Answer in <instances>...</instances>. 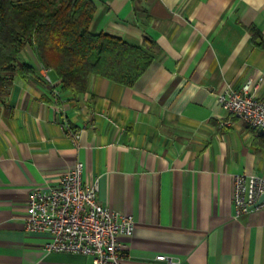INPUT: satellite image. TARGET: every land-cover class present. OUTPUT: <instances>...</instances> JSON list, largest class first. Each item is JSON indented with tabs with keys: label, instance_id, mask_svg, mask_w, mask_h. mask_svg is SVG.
Here are the masks:
<instances>
[{
	"label": "crops",
	"instance_id": "1",
	"mask_svg": "<svg viewBox=\"0 0 264 264\" xmlns=\"http://www.w3.org/2000/svg\"><path fill=\"white\" fill-rule=\"evenodd\" d=\"M92 1L91 32L153 59L131 86L91 74L75 93L21 50L35 74L16 73L0 108V264H91L24 227L28 193L78 159L85 182L98 179V201L135 219L121 237L126 264H165L161 253L176 264H264V207L235 216L231 198L236 174L264 178V130L238 118L223 126L216 101L249 76L264 97V0Z\"/></svg>",
	"mask_w": 264,
	"mask_h": 264
},
{
	"label": "built area",
	"instance_id": "2",
	"mask_svg": "<svg viewBox=\"0 0 264 264\" xmlns=\"http://www.w3.org/2000/svg\"><path fill=\"white\" fill-rule=\"evenodd\" d=\"M44 76L50 81L47 73ZM259 85L255 77L249 76L239 89L227 84L217 93L216 101L227 114L223 126L238 118L250 128L264 130V97L258 94ZM52 91L56 93L55 88ZM62 127L76 145L77 131L66 122ZM83 170L84 162L78 159L55 184L34 187L27 196L24 227L29 231H48L52 236L46 244L48 250L86 254L91 257V264H126L121 237L133 232L135 219L132 214L101 204L97 199L98 179L86 183ZM261 194H264L263 177L236 174L231 193L235 216L264 207V199L254 205ZM155 259L165 264L177 263L175 258L162 253Z\"/></svg>",
	"mask_w": 264,
	"mask_h": 264
},
{
	"label": "trees",
	"instance_id": "3",
	"mask_svg": "<svg viewBox=\"0 0 264 264\" xmlns=\"http://www.w3.org/2000/svg\"><path fill=\"white\" fill-rule=\"evenodd\" d=\"M94 10L92 0H0V108L16 73L22 79L35 74L21 58L26 45L65 91L83 93L91 74L128 86L137 81L152 53L122 37L91 32Z\"/></svg>",
	"mask_w": 264,
	"mask_h": 264
},
{
	"label": "water",
	"instance_id": "4",
	"mask_svg": "<svg viewBox=\"0 0 264 264\" xmlns=\"http://www.w3.org/2000/svg\"><path fill=\"white\" fill-rule=\"evenodd\" d=\"M264 199V194H261L258 200L254 203V205H258Z\"/></svg>",
	"mask_w": 264,
	"mask_h": 264
}]
</instances>
